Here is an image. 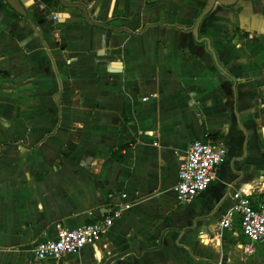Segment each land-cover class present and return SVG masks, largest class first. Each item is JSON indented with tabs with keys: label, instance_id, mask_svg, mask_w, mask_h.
I'll return each mask as SVG.
<instances>
[{
	"label": "crops",
	"instance_id": "0c3cea01",
	"mask_svg": "<svg viewBox=\"0 0 264 264\" xmlns=\"http://www.w3.org/2000/svg\"><path fill=\"white\" fill-rule=\"evenodd\" d=\"M0 0V264H264L235 219L264 198V0ZM54 16L57 20H54ZM221 138L211 186L177 201L195 141ZM134 202L97 242L61 261L34 249Z\"/></svg>",
	"mask_w": 264,
	"mask_h": 264
},
{
	"label": "built area",
	"instance_id": "2783aa9c",
	"mask_svg": "<svg viewBox=\"0 0 264 264\" xmlns=\"http://www.w3.org/2000/svg\"><path fill=\"white\" fill-rule=\"evenodd\" d=\"M54 20L57 17L54 16ZM227 144L221 138H205L190 146L186 158L178 172L175 187L177 201L182 205L192 203L204 193L216 178L218 168L227 156ZM253 192L241 190L233 194L234 207L222 220L220 229L233 227L236 216L241 231L248 238L244 251L251 254L259 245H264V198L252 200ZM121 202L108 210L100 220L87 223L76 229L58 227L55 238L40 242L34 249L38 261H61L97 242L114 226L115 222L134 202L128 201V195L122 194Z\"/></svg>",
	"mask_w": 264,
	"mask_h": 264
},
{
	"label": "water",
	"instance_id": "95a60500",
	"mask_svg": "<svg viewBox=\"0 0 264 264\" xmlns=\"http://www.w3.org/2000/svg\"><path fill=\"white\" fill-rule=\"evenodd\" d=\"M58 1L65 8H72V9L74 8V9L80 10L84 15L85 21L90 25L100 27V28H104V29H111V30L118 32V33H122V32L130 33L127 29L117 30L115 28L107 27L105 24L92 22L89 14H88L87 8L85 6H83L82 4L70 3V2H67L66 0H58ZM237 1L238 0H208L207 5L204 7L201 14L195 20V23H194L192 30H191L193 38L197 43L206 42L208 50L212 54H213V49L211 47V40L208 37H201L200 36V25H201L203 19L212 11V9L216 3H219L223 6H230V5L236 4ZM7 2L18 14H20L24 18H27L28 13H27L25 7L23 6L21 0H7ZM116 259H117L116 257L111 259L107 264H110L112 261H114Z\"/></svg>",
	"mask_w": 264,
	"mask_h": 264
},
{
	"label": "trees",
	"instance_id": "16d2710c",
	"mask_svg": "<svg viewBox=\"0 0 264 264\" xmlns=\"http://www.w3.org/2000/svg\"><path fill=\"white\" fill-rule=\"evenodd\" d=\"M52 1H54V0H50L49 3L52 2Z\"/></svg>",
	"mask_w": 264,
	"mask_h": 264
}]
</instances>
